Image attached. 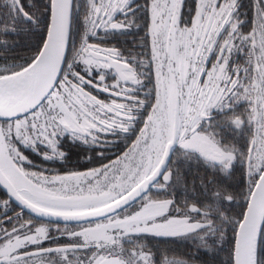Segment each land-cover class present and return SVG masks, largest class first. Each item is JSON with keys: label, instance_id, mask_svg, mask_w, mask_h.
Instances as JSON below:
<instances>
[{"label": "snow or ice", "instance_id": "6c2138e0", "mask_svg": "<svg viewBox=\"0 0 264 264\" xmlns=\"http://www.w3.org/2000/svg\"><path fill=\"white\" fill-rule=\"evenodd\" d=\"M21 33L0 40V264H264V0H0ZM64 139L115 150L67 171L25 151L63 162Z\"/></svg>", "mask_w": 264, "mask_h": 264}, {"label": "trees", "instance_id": "16d2710c", "mask_svg": "<svg viewBox=\"0 0 264 264\" xmlns=\"http://www.w3.org/2000/svg\"><path fill=\"white\" fill-rule=\"evenodd\" d=\"M48 0H38L39 8H44L47 5ZM142 2V0H141ZM246 2V0H245ZM121 17H117V19H120ZM40 20H43V16H40ZM82 29V23L80 20V13L74 12L73 14V25H72V31H73V40L78 43L79 42V31ZM42 29H37V31H40ZM133 32L128 33H116L112 34L111 37L106 41L108 47L112 46L113 44L120 48H130L132 46V41L134 39ZM102 35V33H101ZM7 39L9 44L17 43L12 46H10V50H15L16 48H22L28 44H34L35 38H31L25 33H21L19 36H9V37H0V40ZM96 42V41H91ZM11 55L12 53H8ZM23 54V53H21ZM111 83V81H109ZM134 138V137H133ZM111 139V137H110ZM131 141H129L130 143ZM122 151V145L123 141H120ZM61 147L67 152V158L60 162L58 160H52V161H46L43 160L40 156H38L35 152H31L30 150H25L26 153L29 154V158L33 160V162L38 167H48L56 171H67L70 168H82V167H91L93 165V161H100L102 162V157H98L95 155L98 151H104L105 155L109 158H112V151L115 150V146H112L111 148L106 149H100V148H94V147H86L84 145L78 144V143H70L67 140H63L61 142ZM88 156H92L93 160L89 161L87 160ZM106 162V161H105ZM199 166L196 164L188 165V171L186 172V176L189 180L194 179L197 172H198ZM237 172L235 175V181L242 184V177L239 171V165H237ZM83 170V169H81ZM3 210V205H0V211ZM27 216V214H25ZM150 243L157 249H174L177 250V253H189L191 252V248L189 247L188 243L181 239H168V238H162V237H152L150 238ZM225 250L227 249L228 245L225 244ZM196 256L199 260V264H213V257L209 254L200 252L196 253ZM227 257L224 256L223 253L218 255V259L216 261V264H219L220 260L226 261Z\"/></svg>", "mask_w": 264, "mask_h": 264}, {"label": "flooded vegetation", "instance_id": "af4514ba", "mask_svg": "<svg viewBox=\"0 0 264 264\" xmlns=\"http://www.w3.org/2000/svg\"><path fill=\"white\" fill-rule=\"evenodd\" d=\"M241 110H242V109H241ZM64 140H67V139H64ZM25 218L27 219V218H28V216H26V215H25ZM39 223H45V221L38 220V221H37V224H39ZM61 226H63V225H61ZM45 246H48V245H45Z\"/></svg>", "mask_w": 264, "mask_h": 264}]
</instances>
